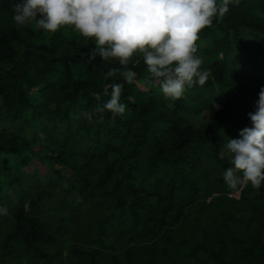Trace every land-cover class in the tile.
<instances>
[{
  "label": "trees",
  "instance_id": "16d2710c",
  "mask_svg": "<svg viewBox=\"0 0 264 264\" xmlns=\"http://www.w3.org/2000/svg\"><path fill=\"white\" fill-rule=\"evenodd\" d=\"M16 2L0 0V120L41 130L43 122L68 124L79 117L80 130L92 150L83 154L87 162L74 168L64 145L57 155L46 157L41 145L35 150V142L1 130L0 194L2 182L11 184L17 170L37 160L58 179V188H68V180L74 178L78 187L73 193L69 190L72 204L83 202L93 166L105 164L114 154L117 160L105 165L97 186L102 188L111 180L112 187L102 194L116 219L108 217L98 229L84 231L92 244H124L127 264L136 260L141 264H264V184L259 189L246 184L240 201L228 198L222 174L231 165L227 155L221 157L226 138L239 139V132L251 127L248 113L255 110L264 81L262 76L252 88L251 72L234 70L230 60L231 49L238 53L243 49L245 32L264 42V0H231L228 13L214 16L212 25L200 31L195 55L211 75L205 85L188 87L183 99H167L155 80L146 82L149 74L138 53L127 64L137 73L128 84L120 72L106 75L113 68L124 70L117 59L97 57L88 62L96 44L73 26H62L49 36L34 21L18 28L13 21ZM78 68L83 69L81 74ZM114 83L123 84L125 113L113 117L105 111L92 120L84 118L81 113L94 112L98 103L110 99ZM212 104L220 105L219 110ZM190 111L195 115L209 111L211 121L194 129L182 117ZM113 142L117 144L110 147ZM122 144L127 145L126 153L118 146ZM34 178L25 200L8 216L0 258L17 262L19 253L27 258L25 264H61L60 256H50L44 249L63 231H49L44 221L47 206L61 190L49 193L41 188L45 178ZM201 191L207 197L212 192L220 196L215 204L201 208L197 206ZM5 216L0 214L2 224ZM112 248L118 252L116 245ZM71 256L83 264H122L100 263L90 252L74 247Z\"/></svg>",
  "mask_w": 264,
  "mask_h": 264
},
{
  "label": "clouds",
  "instance_id": "9594fccd",
  "mask_svg": "<svg viewBox=\"0 0 264 264\" xmlns=\"http://www.w3.org/2000/svg\"><path fill=\"white\" fill-rule=\"evenodd\" d=\"M231 0H18L13 5V21L25 27L34 21L44 32L55 33L71 25L85 40L91 38L95 49L88 62L117 59L124 70L113 68L107 76L120 72L125 83L132 84L137 73L127 68L129 59L140 54L148 81L155 80L161 93L179 99L186 86H203L211 71L202 69L196 41L200 31L213 23L214 16H224ZM136 64L140 60L135 61ZM138 82V81H137ZM110 99L98 103L94 112L81 115L92 120L94 114L109 111L123 115L122 83L110 85ZM99 102V94L95 96ZM219 110L220 105L212 104ZM251 127L239 132V139H228L221 157L227 155L230 167L223 180L231 189L250 184L259 189L264 184V87H261L255 110L248 113ZM239 173V175H238ZM27 207V205H26ZM0 206V214L6 213Z\"/></svg>",
  "mask_w": 264,
  "mask_h": 264
},
{
  "label": "rangeland",
  "instance_id": "374dc122",
  "mask_svg": "<svg viewBox=\"0 0 264 264\" xmlns=\"http://www.w3.org/2000/svg\"><path fill=\"white\" fill-rule=\"evenodd\" d=\"M46 36H49V32H45ZM242 50L238 53V49H231L230 60L233 64V69H243L251 72L252 88L258 86V80L264 76V42L258 37L253 36L249 32L244 33V43H242ZM200 57V56H198ZM201 58V57H200ZM221 59V56H219ZM263 59V62L261 61ZM207 69V67H206ZM83 69L78 68L77 73L81 74ZM253 72V74H252ZM146 78H149L146 75ZM258 79V80H257ZM262 87H264V81H262ZM155 86L158 83L153 82ZM137 87L142 92H147L145 86L137 85ZM186 91H189L186 86ZM166 97V96H165ZM169 99V97H166ZM185 98V93L179 98ZM171 107V104L168 103ZM195 111V110H193ZM216 112V109L214 110ZM183 120L187 124L192 126L194 129L200 130L203 126L211 121V113L209 111H204L200 115H195L193 112L182 113ZM58 121V120H57ZM82 119L79 117L73 118L68 124H52L50 122H43L40 126L41 130H36L35 128H30L20 122L11 123L8 121L0 120V131L4 130L9 134H16L27 141L35 142V150L39 149V145L44 147L43 153L46 157L49 155H57L59 147L65 146L67 150L68 157L70 158V166L77 168L85 164L87 160L84 158L83 154L90 153L92 146L88 145V140L85 139L83 130H80V125ZM110 144V143H108ZM107 144V145H108ZM117 144L116 142L111 143L109 146ZM121 148L122 153H126V144L118 145ZM117 160V157L112 154L108 158V161L97 163L93 166L92 174L89 176V187L87 195L84 196L83 202L72 204L73 191L78 187L77 181L74 178H70L69 187L58 188L59 181L56 177H53L48 173V170L41 165L37 160H31L22 169L16 171V178L11 184L2 182L1 185L4 188L3 193L0 195V202L5 206L7 210L5 213L4 223L0 220V255H1V244L5 235L9 230L8 216L11 211L18 206V203L25 200V192L27 187L32 183L34 177L45 178V181L41 182V188L49 193H54L57 190H61L57 200L51 202L47 207L49 211L44 218L46 222L47 229L53 233L61 232L60 235H55V242L44 247L45 251L50 256H60L61 264H83L80 260L77 261L75 257L71 256L72 247L77 250H83L85 252H90L93 254L100 263L104 261L112 262L113 260L119 261L122 264H127L124 258L125 252H123L124 244H92L93 241L85 234L84 231L89 233L98 229L102 222L111 217V221L116 219V214H113L111 208L108 206V201H104L103 192L112 187L111 180H109L105 186L98 188L99 179L104 175L105 165ZM119 165V164H117ZM68 175L70 170L67 171ZM70 176V175H69ZM120 177V174H119ZM214 179L217 176L213 177ZM219 178V177H218ZM196 182V176L194 177ZM246 184L240 185L237 190L228 189V198L240 201L242 193L246 188ZM57 188V189H56ZM72 191V193L69 192ZM219 194L212 192L210 196H206L204 192L198 194V204L197 206L203 208L206 204H215L214 199L219 197ZM92 200L91 203H86ZM107 238V236H106ZM95 238H93L94 240ZM112 245H116L118 252H114ZM140 253V252H139ZM17 262L6 261L0 258V264H25L27 263V258L23 255L17 253L15 255ZM69 257H72L70 260ZM142 260L134 261V264H141ZM87 264V263H85Z\"/></svg>",
  "mask_w": 264,
  "mask_h": 264
}]
</instances>
